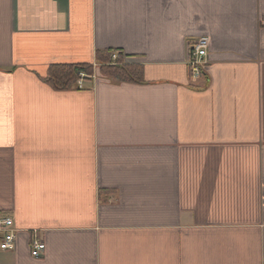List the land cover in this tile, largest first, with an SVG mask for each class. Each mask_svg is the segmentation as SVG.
<instances>
[{"label":"crops","instance_id":"obj_1","mask_svg":"<svg viewBox=\"0 0 264 264\" xmlns=\"http://www.w3.org/2000/svg\"><path fill=\"white\" fill-rule=\"evenodd\" d=\"M109 50L143 83L41 81ZM2 218L0 264H264V0H0Z\"/></svg>","mask_w":264,"mask_h":264},{"label":"trees","instance_id":"obj_2","mask_svg":"<svg viewBox=\"0 0 264 264\" xmlns=\"http://www.w3.org/2000/svg\"><path fill=\"white\" fill-rule=\"evenodd\" d=\"M120 54L111 50L96 52L95 66L99 74L120 83L142 84V67L124 64ZM112 55H116L115 60H112ZM94 72L92 64H55L48 67L41 81L54 91L64 92L78 88L80 74L84 75L85 80L93 76Z\"/></svg>","mask_w":264,"mask_h":264},{"label":"built area","instance_id":"obj_3","mask_svg":"<svg viewBox=\"0 0 264 264\" xmlns=\"http://www.w3.org/2000/svg\"><path fill=\"white\" fill-rule=\"evenodd\" d=\"M208 40L206 38L197 39L192 47L187 61L189 72L192 78L196 79L203 75L204 68L207 64ZM116 59V55H112V60ZM83 74L77 82V87L82 86ZM15 229L13 221L10 218L0 219V249L11 251L15 247ZM45 249L44 242L33 233L30 237L29 250L32 258L38 259L42 256Z\"/></svg>","mask_w":264,"mask_h":264},{"label":"rangeland","instance_id":"obj_4","mask_svg":"<svg viewBox=\"0 0 264 264\" xmlns=\"http://www.w3.org/2000/svg\"><path fill=\"white\" fill-rule=\"evenodd\" d=\"M131 65H135V64H131ZM94 70H95L96 73L99 74V71H98V67L97 66H94ZM95 72H94V74H95Z\"/></svg>","mask_w":264,"mask_h":264}]
</instances>
